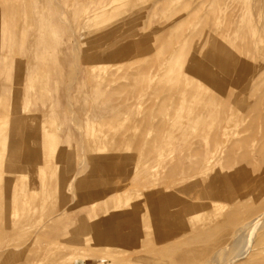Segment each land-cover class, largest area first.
Segmentation results:
<instances>
[{
    "label": "rangeland",
    "instance_id": "obj_1",
    "mask_svg": "<svg viewBox=\"0 0 264 264\" xmlns=\"http://www.w3.org/2000/svg\"><path fill=\"white\" fill-rule=\"evenodd\" d=\"M263 209L264 0H0V264L224 262Z\"/></svg>",
    "mask_w": 264,
    "mask_h": 264
},
{
    "label": "bare ground",
    "instance_id": "obj_2",
    "mask_svg": "<svg viewBox=\"0 0 264 264\" xmlns=\"http://www.w3.org/2000/svg\"><path fill=\"white\" fill-rule=\"evenodd\" d=\"M205 32H204V34H205ZM67 98H68V96H67ZM67 98H66V100H68ZM244 147H246V146L244 145ZM240 153H242V152H240ZM235 154H236V152H235ZM244 156H245V154H244ZM231 157H230V160L232 159ZM238 157H239V155H238ZM240 157H239V159H240ZM244 158H248V155H247V157L245 156ZM247 161H249V159ZM212 162H214L213 155H211L210 157H207V158L204 159L203 165L205 166V171H208L207 167H210ZM215 162H216V160H215ZM229 163H230V161H229ZM228 164H226V165H228ZM231 164H232V161H231ZM229 174L231 175L230 177H233L235 179L238 176V174L236 175L234 173L233 169H230V173ZM211 197H213V194H212ZM240 210L239 211L237 210V211L234 212V215L237 216V218H238L240 223H239V227L236 228L234 231L232 230L233 228H231V230L233 232L231 231L230 238L234 237L235 240H234V242L232 243V246H231L232 248L230 250V258L229 259H227L224 262H221L216 257V254L218 253V250H219L220 247H217V246L212 244L214 242V241L211 242V240L213 239L212 238L210 240V242H211L210 245L212 244V246L211 247H210V245L209 246L208 245L205 246V247H210V249L199 248V249H202V250H197V247L195 248V246L197 244L194 247L193 246L192 247L186 246V248L183 249L180 253H177L176 255H174L172 260L174 262L183 263V264H200V263H202V264H234V262L236 260H241V259L243 260L245 258V256L249 253V251H251L250 247L253 246V243H254L255 239H257V238H255L257 236V234L258 233L260 234L261 230L264 229V209L261 212L252 213V214H250L247 210H245V212H243V211L240 212ZM185 231H187V230H185ZM186 233H189V232L187 231ZM224 234H226V233H224ZM157 236H158L157 233H155V234H153V236H147V235L146 236H142L141 238H139V240H141L144 243V245L150 246L153 243H155L157 241V239H159ZM196 236H198V235H196ZM217 236H218V234H217ZM217 236H216L215 239H218ZM205 244H203V245H205ZM199 246H202V245H199ZM249 255H251V254H249Z\"/></svg>",
    "mask_w": 264,
    "mask_h": 264
}]
</instances>
